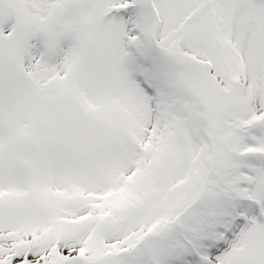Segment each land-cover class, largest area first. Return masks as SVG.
<instances>
[{"label":"snow or ice","instance_id":"1","mask_svg":"<svg viewBox=\"0 0 264 264\" xmlns=\"http://www.w3.org/2000/svg\"><path fill=\"white\" fill-rule=\"evenodd\" d=\"M0 264H264V0H0Z\"/></svg>","mask_w":264,"mask_h":264}]
</instances>
